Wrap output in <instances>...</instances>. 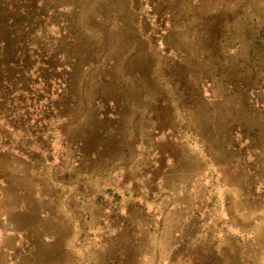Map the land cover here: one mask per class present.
<instances>
[{"label": "rangeland", "instance_id": "rangeland-1", "mask_svg": "<svg viewBox=\"0 0 264 264\" xmlns=\"http://www.w3.org/2000/svg\"><path fill=\"white\" fill-rule=\"evenodd\" d=\"M0 264H264V0H0Z\"/></svg>", "mask_w": 264, "mask_h": 264}, {"label": "trees", "instance_id": "trees-1", "mask_svg": "<svg viewBox=\"0 0 264 264\" xmlns=\"http://www.w3.org/2000/svg\"><path fill=\"white\" fill-rule=\"evenodd\" d=\"M16 25L17 24H14L13 25V28L14 27H16ZM20 25L18 24V27H19ZM23 27H26V28H28V27H30V24L29 23H27V25H25V26H23ZM13 35H16V37L18 36V32L16 31V30H14V34ZM18 38V37H17ZM20 43V42H19ZM3 46H4V50H3V52H4V56H5V59H6V64H5V66H4V68H8V67H10V65L12 64V61L10 60V59H8V55H9V51H11V53H12V46H13V41L12 40H10V41H3ZM26 44V41H23V42H21V45H25ZM11 49V50H10ZM4 59V60H5ZM8 70V69H7Z\"/></svg>", "mask_w": 264, "mask_h": 264}]
</instances>
